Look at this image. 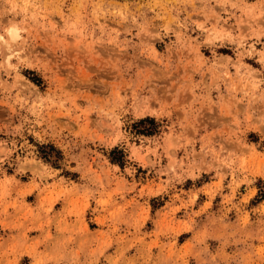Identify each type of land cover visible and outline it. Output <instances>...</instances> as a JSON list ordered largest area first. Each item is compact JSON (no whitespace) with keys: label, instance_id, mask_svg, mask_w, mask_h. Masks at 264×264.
I'll use <instances>...</instances> for the list:
<instances>
[{"label":"rangeland","instance_id":"374dc122","mask_svg":"<svg viewBox=\"0 0 264 264\" xmlns=\"http://www.w3.org/2000/svg\"><path fill=\"white\" fill-rule=\"evenodd\" d=\"M0 264H264V0H0Z\"/></svg>","mask_w":264,"mask_h":264},{"label":"trees","instance_id":"16d2710c","mask_svg":"<svg viewBox=\"0 0 264 264\" xmlns=\"http://www.w3.org/2000/svg\"><path fill=\"white\" fill-rule=\"evenodd\" d=\"M31 79L33 81H37L35 78H31ZM145 122L154 123V118L147 116V117H144L138 121V123H145ZM147 131H151V130H147ZM147 133H150V132H147ZM49 148L54 149L51 145H49ZM41 153H42V157L45 158V160L50 161V158L52 157L50 152H48L46 150H41ZM123 156H124L123 151L120 149L114 148L110 151L111 162L118 163L121 165Z\"/></svg>","mask_w":264,"mask_h":264},{"label":"bare ground","instance_id":"6f19581e","mask_svg":"<svg viewBox=\"0 0 264 264\" xmlns=\"http://www.w3.org/2000/svg\"><path fill=\"white\" fill-rule=\"evenodd\" d=\"M12 32V36H13V38H16L17 36H18V33H17V31H15V30H12L11 31Z\"/></svg>","mask_w":264,"mask_h":264}]
</instances>
